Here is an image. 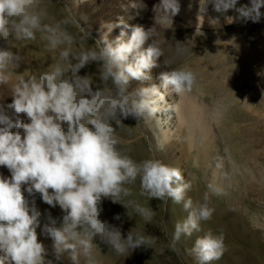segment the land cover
I'll list each match as a JSON object with an SVG mask.
<instances>
[{"label":"clouds","instance_id":"clouds-1","mask_svg":"<svg viewBox=\"0 0 264 264\" xmlns=\"http://www.w3.org/2000/svg\"><path fill=\"white\" fill-rule=\"evenodd\" d=\"M209 4L221 14L234 9L243 22H259L264 16V0H250V6L240 7L237 0H199L200 16L207 13ZM132 7L143 10L147 5L144 0H133ZM180 9V0H159L152 9V27L136 26L126 39L125 25L114 40L105 34L98 46L84 47L76 46L69 25L77 24L88 38L89 34L70 9L69 15L57 19L45 0H0V40L8 45L0 46V89L10 84L13 69L23 59L12 50L15 42L39 38L47 51L56 53L48 70L18 75L10 86L12 102H0V166L11 172L8 178L0 175V264H61L65 253L72 264H81V258L85 264H96L97 237L117 255L142 246L152 248L155 241L151 236L132 228L125 237L121 227L100 218L103 200L110 199L127 210L134 209L145 222L152 221V209L128 199L132 192L126 185L137 179L141 195L149 200L171 198L183 203L188 213L175 224L170 249H175L182 236L200 232L201 222L211 220L215 209L210 206L209 192L221 195V187L209 183L203 202L194 203L186 198L192 185L179 167L155 155L134 160L122 150L117 134L129 117H156L165 101L161 87L182 96L197 86V74L190 67L183 63L173 66L166 58L171 70L161 74V86L128 92L130 80L150 79L148 71L165 56L168 40L161 38L159 30L171 27ZM210 23L219 21L211 19ZM149 39L151 44L142 50ZM190 51L177 41L175 60L183 61ZM93 62L98 65V81L90 74L80 75ZM223 162L218 157L216 167L222 168ZM37 194L44 203L62 210L59 227L61 218H53L50 212L43 225V232L53 239L55 260L48 258V249L38 239L42 213L35 203ZM114 219L120 220L121 215ZM225 250L223 232L209 229L197 237L190 252L197 264H211Z\"/></svg>","mask_w":264,"mask_h":264},{"label":"rangeland","instance_id":"rangeland-1","mask_svg":"<svg viewBox=\"0 0 264 264\" xmlns=\"http://www.w3.org/2000/svg\"><path fill=\"white\" fill-rule=\"evenodd\" d=\"M46 1L49 12L57 19L69 15L70 9L71 15L89 34L88 38L77 24L69 25V31L77 41L76 46L92 47L98 46V41L104 36L102 30L112 24L102 15V8L107 9L109 5L116 8L123 0H77V7L69 6V0ZM144 3L147 5L146 9L132 7L117 14L115 18L119 26L108 37L109 40L119 36L125 30V25L128 26L126 39L131 36L132 29L136 26H143L145 29L153 26L154 13L149 9H153L159 0H144ZM180 3V12L173 17L172 26L163 31L159 30L161 38L165 36L168 40L165 56L159 57L155 66L148 71L150 79L130 80L128 92L149 87L150 82L154 81H158L156 86L159 87L161 74L171 70V66L165 63L166 58L173 62V66L186 64L198 77L197 86L192 93L197 96L196 101L199 99L198 102L202 103L201 107L207 110L202 109L203 118H208H204L206 121L203 119L202 125L207 124V130H214L208 132L210 137L207 135L208 142L212 143L208 147L202 146L204 140H208L204 135L205 129L196 131L195 148L199 147L191 148L190 151L186 142L187 131L181 132L179 137L167 143L162 141L161 129L156 126L157 117L162 118L161 122L166 121L172 125L177 120L174 109L168 107L174 101L169 97H165L162 110L155 118L137 120L129 117L123 121L125 125L117 129V134L121 138L122 150L134 160L140 161L155 155L165 163L179 167L185 180L192 185L186 198H192L194 203L203 202L204 193L209 191V183L221 187L223 194L209 192L210 206L215 209L211 220L201 222V231L194 232L191 237L182 236L173 250L169 248V244L175 224L188 215L183 203L177 204L171 198L166 201L149 200L140 194V182L137 179L126 185L132 192L128 199L152 209L155 213L152 221L145 222L134 209L127 210L110 199L103 200L100 218L121 227L125 237L133 228L134 231L151 236L155 243L152 248L142 246L133 252L129 250L124 255H117L97 237L94 239V257L96 262V255L100 257L101 264H197L190 250L197 237L211 229L214 233L223 232L226 249L222 257L211 264H264V16L259 22H243L238 19L239 14L234 9L221 14L215 12L211 4L207 13L200 16L199 0H180ZM245 4L250 6V0H237V7ZM261 12L264 13V6ZM211 19H218L219 23L212 25ZM99 29L101 38L96 32ZM177 41L185 43L192 50L183 61L174 58V45ZM3 42L0 40V43ZM151 42V39L145 41L141 46L142 50L147 49ZM15 44L16 47L12 50L22 53L23 59L19 67L13 69L16 74H11V82L18 75L40 73L52 66V57L56 53L47 51L44 42L39 38L36 41H18ZM97 73L98 65L95 62L80 71V75L90 74L98 81ZM11 82L0 89L5 95L2 99L3 102L6 99L5 103L12 102ZM161 89L163 91L162 87ZM210 124L213 129L208 127ZM171 131L175 132L174 129ZM225 148L229 150L228 154L225 153ZM205 153L206 156L209 155L206 157ZM218 157L224 158L222 168L216 167ZM0 175L8 178L11 172L7 167L0 166ZM35 203L42 213V226L44 222H48L46 218L50 205L44 203L39 194ZM55 210L57 213L51 215L53 218H61L57 221V225H60L62 210L58 205ZM116 214L121 215L120 220L114 219ZM161 248L164 249L163 253ZM49 258L55 260L54 254ZM81 263L85 264L83 258ZM61 264L72 262L64 255Z\"/></svg>","mask_w":264,"mask_h":264},{"label":"bare ground","instance_id":"bare-ground-1","mask_svg":"<svg viewBox=\"0 0 264 264\" xmlns=\"http://www.w3.org/2000/svg\"><path fill=\"white\" fill-rule=\"evenodd\" d=\"M46 1V0H45ZM79 1V0H78ZM49 2V1H48ZM46 4H47V1H46ZM68 4H69V6H71V7H77V0H69V2H68ZM94 7V6H93ZM130 8H132V4H131V0H123V1H121L120 2V5L118 4V6L115 8V7H113L112 5H109L108 6V8L106 9V8H102V10H103V12H102V15L108 20H110L111 22H112V24H111V26H107L106 28H104L103 30H102V34L103 35H105V34H107L108 35V37L110 38V35H111V33H113V32H116L117 31V28H116V26L115 25H118V23H117V20H116V16H117V14L118 13H121V11L123 12V10H129ZM150 11H152V8L151 9H149ZM182 11H184V10H182ZM186 12V11H185ZM149 13V12H148ZM80 15H82V14H80ZM100 31V29L99 30H97L96 32H97V34L100 36V38H101V33L99 32ZM117 35V34H116ZM0 46H2V47H7L8 45L5 43V42H3V43H0ZM22 54V53H21ZM20 54V55H21ZM22 63V62H21ZM18 68V67H17ZM48 68V67H47ZM21 70V69H20ZM13 72H14V70H13ZM15 73V72H14ZM16 74V73H15ZM14 74V75H15ZM16 77V76H15ZM158 77V76H157ZM156 80V79H155ZM158 81H154V83L153 82H150V86L149 87H151L152 85H156V83H157ZM145 83V82H144ZM142 85V84H141ZM161 86V85H160ZM162 90V89H161ZM162 92H165V97L166 98H170V99H172V100H174L173 101V104H169L168 105V107L170 106V107H172L173 109H174V112H176V114H177V120H176V123H175V125H172L171 123H167L166 121H163V122H161L162 120V118H159L160 116H158L157 117V120H156V124H158V125H156V126H159L160 127V129H161V137H162V141L163 142H165V143H167V142H169L170 140H172V139H175V138H177V137H179L181 134V132L183 133V131H187V136H186V142H187V144H188V150L190 151L191 150V148H195V146H196V143H195V135L197 134L196 133V131H198L199 132V130L200 129H205L204 130V135L205 136H207L209 133V131H214V130H207L208 128H206V126H207V124H206V126H203L202 125V121H203V119L204 118H207V117H204L203 118V112H202V109L204 108H202L201 107V105H202V103L200 104L198 101H199V99H198V101H196V98H197V96L195 97V94H193L192 92L191 93H188V94H184V95H182V96H179L178 94H176V93H174V92H171L170 90H168V91H165L164 89H163V91ZM0 95H4V93H2L1 92V90H0ZM178 95V96H177ZM5 96V95H4ZM7 97V96H6ZM175 97H176V99L177 100H175ZM6 100V99H5ZM5 100H4V102L3 101H0V102H3V103H5ZM8 101V100H7ZM8 103H9V101H8ZM163 103V102H162ZM5 104H7V103H5ZM207 108H209V107H207ZM204 110H206L205 108H204ZM207 111V110H206ZM209 111V110H208ZM213 112V111H212ZM169 114V113H168ZM206 114V113H205ZM204 114V115H205ZM209 114L207 113V116H208ZM206 116V115H205ZM212 118V117H211ZM205 120V119H204ZM207 120H208V118H207ZM206 121V120H205ZM210 123H211V121H210ZM162 126H164V127H162ZM210 126V128H211V124L210 125H208V127ZM213 126V125H212ZM193 128H196V129H193ZM171 129H174V133L171 131ZM211 129H213V128H211ZM200 132H203L202 130L200 131ZM186 134V133H185ZM195 134V135H194ZM200 134V133H199ZM213 134V133H212ZM211 134V135H212ZM135 135V134H134ZM202 135V134H201ZM201 135H198V137L200 136L201 137ZM139 136V135H138ZM137 136V137H138ZM209 136V135H208ZM207 136V137H208ZM213 137H214V134L212 135ZM130 137V136H129ZM128 137V138H129ZM199 137V138H200ZM210 137V136H209ZM209 137H208V140L207 141H205L204 140V145H202V146H204V147H208V144L209 143H212V142H208L209 141ZM212 137V138H213ZM126 138H127V136H126ZM202 139H203V137H201ZM205 138V137H204ZM134 139H136V138H134ZM215 139V138H214ZM213 139V140H214ZM201 140V139H200ZM203 141V140H202ZM201 141V142H202ZM174 142H176V141H174ZM199 142V141H198ZM179 144V143H178ZM192 144V145H191ZM215 144V143H214ZM197 145H198V143H197ZM210 146V145H209ZM199 147V146H198ZM198 147H196V148H198ZM195 148V149H196ZM171 149V148H170ZM201 149V148H200ZM209 149V148H208ZM206 150V149H205ZM207 151V150H206ZM205 151V152H206ZM204 152V151H203ZM193 153V152H192ZM207 153H209V151L207 152ZM200 154H201V151H200ZM192 155V154H191ZM202 155V154H201ZM209 155V154H208ZM207 155V156H208ZM196 156V155H195ZM204 156H206V153L204 154ZM206 156V157H207ZM197 157V156H196ZM199 158H200V155H199ZM204 159H206L207 160V158H205L204 157ZM201 160V159H200ZM209 161H211V160H209ZM208 161V162H209ZM188 162V161H187ZM197 162V161H196ZM199 162V161H198ZM205 163V162H204ZM206 163H207V161H206ZM205 163V164H206ZM204 164V165H205ZM209 164H210V162H209ZM203 165V166H204ZM206 166H207V164H206ZM216 168V167H215ZM5 173H8V172H5ZM219 173V172H218ZM2 174V173H1ZM5 175V174H4ZM8 175H9V173H8ZM5 177V176H4ZM6 178V177H5ZM227 182V181H226ZM201 198H202V196H201ZM203 199V198H202ZM55 208L56 207H51V206H49V210H48V212H51V214H56L57 212H56V210H55ZM46 218V217H45ZM60 218V217H59ZM47 219V218H46ZM44 222V221H43ZM44 223H47V222H44ZM60 225H57V227H59ZM37 233H38V239L41 241V242H43V244L46 246V248L48 249V251H49V255H48V258L49 257H51L52 255H53V239L50 237V236H48V235H46L44 232H43V225L41 226L40 225V227L39 228H37ZM98 245V244H97ZM97 247V246H96ZM68 259H69V256H68V253H65L64 254ZM94 255H95V253H94ZM96 258H97V262H96V264H101V262L102 261H100V257H97V255H96ZM49 259H51V258H49ZM81 262H82V258H81ZM82 264V263H81Z\"/></svg>","mask_w":264,"mask_h":264}]
</instances>
